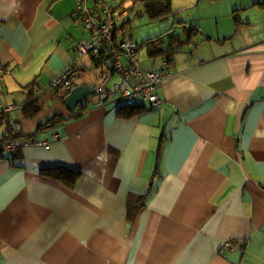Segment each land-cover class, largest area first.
Returning <instances> with one entry per match:
<instances>
[{"label":"crops","instance_id":"0c3cea01","mask_svg":"<svg viewBox=\"0 0 264 264\" xmlns=\"http://www.w3.org/2000/svg\"><path fill=\"white\" fill-rule=\"evenodd\" d=\"M76 6L0 0V66L13 71L0 102L19 107L0 115V138L29 92L62 101L52 84L70 70L74 86L119 81L77 56L89 33ZM197 16L170 67L148 57L142 70L138 51L142 71L170 68L161 107L88 98L80 118L53 110L52 125L20 131V144L61 138L0 157V264H264V0ZM58 169L72 187L46 174Z\"/></svg>","mask_w":264,"mask_h":264},{"label":"built area","instance_id":"2783aa9c","mask_svg":"<svg viewBox=\"0 0 264 264\" xmlns=\"http://www.w3.org/2000/svg\"><path fill=\"white\" fill-rule=\"evenodd\" d=\"M89 0H75L76 14L80 18L83 28L89 33V40L79 42L76 45V53L79 58L86 56L99 57L105 55L107 77L117 74L120 76L118 82L113 83L110 87L105 83L96 84L94 86L95 93L93 97H89V101L98 106L103 103V99L116 100L123 102L125 107H135L137 103L142 102L150 108H159L162 106L163 100L157 94V90L163 80L172 76L169 69L161 70H145L142 71L137 63L138 46L130 39H124L121 42L114 43V26L115 16L111 11L108 0H96L94 5H88ZM123 59L128 63L124 64ZM164 66L166 63L164 62ZM13 73L4 66H0V82L7 74ZM73 70L66 75L57 78L52 88L64 89L69 91L74 87ZM88 101V100H87ZM18 106L3 107L0 102V115L9 112ZM61 138L58 134H53L50 140H38L35 138L25 139L23 144L13 140H2L0 138V157L6 154H13L20 151L23 146H41L49 148L51 142H55ZM231 248V243L224 245Z\"/></svg>","mask_w":264,"mask_h":264},{"label":"rangeland","instance_id":"374dc122","mask_svg":"<svg viewBox=\"0 0 264 264\" xmlns=\"http://www.w3.org/2000/svg\"><path fill=\"white\" fill-rule=\"evenodd\" d=\"M188 2L194 4V8L190 11L182 10L183 7L188 5ZM213 2H217L216 5H213ZM224 2H226V0H173L171 2V12L165 19H151L147 13H141V11L143 10V5L140 3L130 5V7L127 8V10L120 17H118V13H114L115 24L118 25V27H121L118 32V37L122 39V37L126 36L127 38L131 39L134 43L138 44L139 46H142L144 40H147L152 37H159L161 35L163 41L169 44L171 42V38H169V36H171L172 33H175L179 36H184L186 32L190 33L187 27H190L192 25L199 26V24L202 23V21L198 20V11L203 12L204 10H217ZM181 22L184 25L180 24ZM170 30H172V32L168 34L167 32H169ZM173 43L176 45L177 42L174 40ZM176 46L179 48L182 46V44H177ZM86 57L89 58V56ZM158 59H160V57H156L151 61H156ZM148 60L149 58L146 53V48L142 46L138 60V65L142 70L144 69V61ZM98 69L103 72V77L105 80L107 77L106 67L102 64L98 66ZM90 72L88 71L85 73H75L74 75L79 74V77H83L82 79H86L89 75L88 73ZM114 79L115 78H113L111 82ZM101 83L102 80L98 82V84ZM47 92L48 93L46 94H41L40 98L35 97L38 99V106L36 108V112H31L32 109L30 110V112L16 111V113L14 114V118H11V121L14 122L13 126L15 127V131L17 134L20 135L21 132L27 133V131L28 133L36 132L38 125L44 124L53 115V110L59 109L65 114H68L69 109L66 107L63 100L61 101L60 99H57L53 91Z\"/></svg>","mask_w":264,"mask_h":264},{"label":"trees","instance_id":"16d2710c","mask_svg":"<svg viewBox=\"0 0 264 264\" xmlns=\"http://www.w3.org/2000/svg\"><path fill=\"white\" fill-rule=\"evenodd\" d=\"M117 2V3H116ZM171 2L172 0H108L109 6L111 7V11L112 13H118V17L121 14L122 11H126L127 8L130 7V5H135L137 3H140L143 5V10L141 11V13H147L151 19H164L166 17H168L169 13L171 12ZM117 10V12H116ZM122 10V11H120ZM115 18V17H114ZM121 27H117L116 24L114 26V35H113V42L116 44L118 42H121L124 39H129L126 36L119 38L118 37V32L120 30ZM188 31L190 33H187V39L186 40H181L179 35L172 33L171 36H169V38H171V42L168 44L165 41H163L162 36L160 35L159 37H153V38H149L147 40H144L142 43V46H144L146 48V53L148 55L149 58H156V57H161L162 59L165 60V62H167V64H169L170 67V63L173 61V55L175 54V50L177 49V44L181 45L183 43H186L187 41L189 42V39L192 38V33L194 32H199L197 26H190L187 27ZM172 30H170L169 32H167L168 34L171 33ZM177 42L176 45L173 43L174 40ZM131 40V39H130ZM138 46V49L141 50L142 46ZM138 50V51H139ZM90 58H92L93 61L96 62V64L99 65H104L106 64V56L105 55H99V57H93L91 56ZM106 67V66H105ZM167 67V69L170 70V68ZM165 68V66L163 67V69ZM103 69V67H102ZM107 70V68H106ZM108 71V70H107ZM103 73V72H102ZM57 90V89H56ZM68 91H65L63 93V97L64 98L67 95ZM91 98V97H90ZM26 105L24 107V112H36L37 111V106H38V99L35 98V96L32 95L31 92L28 93V98L26 100ZM85 106H80L79 108H77L79 110V113L71 118H80L83 115V112L86 110L84 108ZM85 109V110H84ZM75 111V110H73ZM58 118V117H53L51 118L48 122H46L44 124V127H47L49 124L52 125L54 120ZM15 130L12 128H9L8 131L1 137L2 140H14L15 138H17L18 134H16L14 132ZM46 173V172H45ZM49 176H52L55 179L60 180L61 182H63L64 184H66L69 187H72L73 183L75 182V174L74 172L68 171V170H57V172L54 173H46Z\"/></svg>","mask_w":264,"mask_h":264},{"label":"water","instance_id":"95a60500","mask_svg":"<svg viewBox=\"0 0 264 264\" xmlns=\"http://www.w3.org/2000/svg\"><path fill=\"white\" fill-rule=\"evenodd\" d=\"M165 19V18H164ZM95 93L94 85H80L71 88L67 95L63 98V102L66 107L73 111L80 106L84 105L90 96ZM106 99H103V102Z\"/></svg>","mask_w":264,"mask_h":264}]
</instances>
